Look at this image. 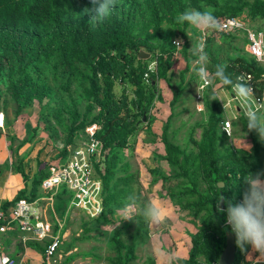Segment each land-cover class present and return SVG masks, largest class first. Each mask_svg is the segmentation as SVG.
<instances>
[{
	"label": "trees",
	"instance_id": "obj_1",
	"mask_svg": "<svg viewBox=\"0 0 264 264\" xmlns=\"http://www.w3.org/2000/svg\"><path fill=\"white\" fill-rule=\"evenodd\" d=\"M204 3L215 8L214 15L218 22L229 17L241 18L244 13L252 21H264V0H223L222 5L212 0H191L192 7L200 11L204 10ZM89 4V0H0V76L7 62L16 58L18 63L13 62L8 68V83L17 111L34 100L42 104L50 92V86L40 78L35 80L31 75L30 63L25 56L28 54L26 46L34 47L39 44L42 35L50 30L58 31L60 42L53 51L55 73L52 78L55 85L70 99L69 122L61 118V112L57 111L55 116L66 134L68 144L75 143L77 131L91 124L98 126L95 137L102 143V151L100 159L94 163V170L103 187V215L100 218L109 221L108 215L126 200L118 198L123 193L119 186L130 184L133 178L124 154L129 147L128 139L136 130V115L131 114L130 107L141 109L143 81L146 77L152 87L156 78L167 77L173 63L175 35L163 43V8L158 6L151 8L152 27L144 23L127 22L111 28H96L90 34L68 30L62 22L64 17L73 16L79 7ZM212 31L219 38L234 39L233 35L221 34L217 29ZM177 33L184 35L181 29ZM212 41V35H208L203 42L204 51L209 57V72L214 73L217 65H225V74L234 83L242 81L249 84L254 89L255 100L261 101L264 94L263 65L252 56L231 58L223 55ZM141 51L155 54L156 73L149 72L142 60L138 59ZM110 52H115L116 56H110ZM182 55L187 62L183 74L188 70L189 62L186 44L182 48ZM75 79L78 84L76 90H73L71 85ZM117 82L122 85L121 95L114 92ZM127 83L133 86L134 100L129 99L124 91ZM214 85L220 90L232 91L231 86H223L218 80L214 81ZM77 97L86 100L83 114L79 111ZM96 106L99 111L89 117ZM222 122L221 112L215 105H211L197 144L198 153L194 158L188 153L183 154L178 146L169 142L166 127L163 131L161 141L165 146L167 162L177 171L173 176H161L162 185L172 180L184 183L172 187L169 198H175V205L181 210L192 211L190 220L198 223L197 231L189 235V256L186 260H178V264H217L225 247L226 234L230 232L225 227V214L219 212L218 204L223 198L225 201H241L247 187L241 178L250 172L264 170V145L251 134V152L236 150L230 143L227 144V137L221 132ZM181 155L183 163L179 160ZM47 175L36 181V185H40ZM198 179H201L204 189L199 188ZM219 183L223 184L221 188ZM64 193L61 190L58 198L61 199ZM22 196L19 193L13 202L5 203L2 207L8 208ZM32 196L31 199H34ZM115 247L114 264H128L134 246L122 254L124 245L116 238ZM243 253L237 248L235 264L242 260Z\"/></svg>",
	"mask_w": 264,
	"mask_h": 264
},
{
	"label": "rangeland",
	"instance_id": "obj_2",
	"mask_svg": "<svg viewBox=\"0 0 264 264\" xmlns=\"http://www.w3.org/2000/svg\"><path fill=\"white\" fill-rule=\"evenodd\" d=\"M212 1L220 5L223 4V0ZM204 5V10L206 8L215 10L212 6L205 3ZM157 6L163 8L161 17L163 43L168 42L175 35L173 63L167 72V77L165 79L156 78L153 87L151 81L147 77L145 78L143 101L140 103L141 109L136 110L132 106L130 107L131 114L136 115V130L129 137V147L124 151V154L130 165L129 173L133 178L130 184L119 186L123 193L118 198L126 199L131 196L137 200L141 208L148 202L168 201L179 208L177 209L181 216L179 222H185L188 228L193 226V230L197 231L198 223L190 220L193 212L181 210L178 205H175V198H169L171 188L176 184L184 183L172 180L167 185H162L161 176H173L177 169L167 162V154L161 138L166 127L169 142L178 146L183 154L188 153L194 158L198 153L197 144L201 138L202 126L208 120L211 105L218 108L223 121L231 122L235 136L243 135L248 138L246 120L241 121V118L233 119L231 117L235 108H241L242 112H246V108L239 104L232 91L220 90L216 85H212L204 89L203 92L197 93L199 81L193 68L196 67L194 61L198 58L199 53L191 51L198 42H204L206 36L212 35V44L219 47L221 54L229 55L231 58L250 57L244 33L233 35L234 39L228 40L219 38L212 30L201 32L187 22L178 23L176 18L179 15L185 11L196 10L192 7L191 0H116V4L111 8L108 16L99 21L91 19L94 12L85 11V9H92L93 5L89 4L79 7L71 17L66 15L62 22L68 30L82 34H90L96 28H111L116 24L127 22L144 23L152 27L151 8ZM240 20L244 21L247 28L261 31L264 34V21H252L245 13ZM178 29L183 30L184 35L177 33ZM57 36V30H50L40 37L38 45L26 46L28 54L25 56L30 63L31 75L35 80L40 78L50 86V92L42 104L34 100L31 104L23 106L21 111H17V105L10 95L8 83V68L13 62L18 63L16 58L7 62L0 76V113L4 116L3 126L0 127V156L5 162L11 163L13 171L22 178L21 180L25 184L24 188L30 186L38 188L36 181L42 179L51 167L62 164L67 159L71 148L78 141L87 138L85 129L79 130L75 133V143L68 144L66 134L59 126L55 116L57 111L61 112V118L69 122L70 99L61 88L55 85L52 78L55 73L53 51L60 42ZM178 39L179 42H177ZM185 44L189 62L188 70L182 74L187 65L186 59L182 55V48ZM144 53L148 54V57L142 60V64L146 65L147 70L152 74L156 73L155 54ZM109 55L116 56V53L110 52ZM31 56L33 57L30 58ZM77 84L78 81L75 79L71 89L76 90ZM124 91L128 94L129 99H135L131 84H125ZM114 92L117 95H121L123 92L122 85L118 82L115 83ZM152 93H154L153 97H151ZM175 93L177 94L173 103ZM232 96L235 99L232 100ZM77 99L80 103L79 111L83 114L86 109V100H81L78 97ZM199 104L202 111H198ZM263 109L262 104L260 110ZM98 111L99 107L96 106L89 117ZM253 133L256 140L259 139L257 133L255 131ZM235 136L227 138V144H232ZM40 158L43 161H40ZM182 158L181 155L179 158L181 162ZM198 185L200 189L205 187L201 179H198ZM66 204L63 197L57 202V216L59 219L62 218V221L58 220L62 227L58 228L57 221L53 226L55 233L60 231L61 246L66 249V253L69 252V255L65 256L64 253L60 258L56 254L51 261L52 264H114L116 238L124 245L121 250L122 254L127 251V248L134 246L132 257L133 255L136 257L135 251L140 248L138 264H155L151 257L148 262L144 260V256H148L145 246L147 223L149 222L143 216L138 215L135 222L120 221L116 217H112L114 221L109 223L101 218L89 221L70 205V210L66 215ZM81 223L89 226L94 240L80 241L81 236L85 234ZM86 253L88 256L84 255ZM128 264L137 263L132 258Z\"/></svg>",
	"mask_w": 264,
	"mask_h": 264
},
{
	"label": "built area",
	"instance_id": "obj_3",
	"mask_svg": "<svg viewBox=\"0 0 264 264\" xmlns=\"http://www.w3.org/2000/svg\"><path fill=\"white\" fill-rule=\"evenodd\" d=\"M217 31L225 35L244 33L248 52L258 62H264V34L247 28L243 20L229 17L218 22ZM175 43V42H173ZM254 110L261 108L260 101L253 103ZM198 111L202 107L198 105ZM4 116L0 113V127L3 126ZM87 138L78 141L72 148L67 159L58 166L49 169L48 175L40 184L42 194L34 199H20L4 209L0 205V235L16 228L20 233L28 235L32 240L43 241L49 239L44 250V261L50 263L62 244L60 231L52 233V224L44 214L49 210L53 213L56 196L61 190L70 194V207L79 210L90 220L99 219L103 215L102 182L94 170V163L98 162L102 151V143L95 137L98 126L92 124L84 128ZM226 129L231 130V136ZM221 132L232 137L230 121L221 123ZM57 226L61 229L58 220ZM0 264H15V261L4 254L0 247ZM237 264H246L243 261Z\"/></svg>",
	"mask_w": 264,
	"mask_h": 264
},
{
	"label": "clouds",
	"instance_id": "obj_4",
	"mask_svg": "<svg viewBox=\"0 0 264 264\" xmlns=\"http://www.w3.org/2000/svg\"><path fill=\"white\" fill-rule=\"evenodd\" d=\"M93 5V20H102L106 18L112 7L115 6L116 0H89ZM178 23L187 22L201 32L216 30L218 21L214 15V9L206 8L203 11L189 10L176 18ZM179 42V39L178 41ZM205 44L198 42L192 49V53L198 52V58L194 61L196 67L193 71L198 77L197 93L203 92L204 89L212 86L214 81L218 80L223 86H231L241 106L246 108L247 129L255 131L261 142H264V114L257 115L256 110L252 108L255 92L254 89L244 82H236L225 74V65H217L214 73L208 70L209 57L204 51ZM231 136V130L226 129ZM247 144V143H246ZM252 146L247 144L246 151L251 152ZM247 185L243 192L242 200L234 202L233 200L225 201L224 198L218 204L219 212L225 214V227L230 229L234 235V242L237 248L246 252L248 246L253 253L264 256V170L257 171L241 178ZM115 215L120 221H134L138 215L151 224H161L165 220L163 209L152 202H148L141 208L136 199L128 196L125 202L115 210Z\"/></svg>",
	"mask_w": 264,
	"mask_h": 264
},
{
	"label": "crops",
	"instance_id": "obj_5",
	"mask_svg": "<svg viewBox=\"0 0 264 264\" xmlns=\"http://www.w3.org/2000/svg\"><path fill=\"white\" fill-rule=\"evenodd\" d=\"M246 58V57H245ZM264 67V62L261 63ZM235 99L232 96V100ZM255 102V98H254ZM253 102V103H254ZM264 106V94L263 98L260 101V105ZM261 109V108H260ZM257 110V115L260 116L264 114L263 110ZM241 108H235V112L231 114L233 119L241 118L240 120H246L245 123L247 124L246 112H242ZM248 138L246 136H235L232 133V136H235L232 142V146L236 150L246 151L247 144L252 146V135L254 136L253 131H249L248 129ZM259 141V139H257ZM249 142V143H248ZM261 145H264V142L259 141ZM247 143V144H246ZM264 147V146H263ZM262 147V148H263ZM247 152V151H246ZM40 161H43L40 158ZM47 161V160H46ZM22 178L17 175L11 166V163H8L5 160H2L0 156V205L3 206L5 203L13 202L19 193H22L21 199H31L40 196L42 194V190L40 185L37 187L30 186L29 188H24V183ZM26 189V190H25ZM38 189V190H36ZM65 198L66 201V210L65 214L67 215L70 208V200L71 196L68 193H64V195L60 196ZM60 199L58 196L55 198L52 213L50 210L44 214L45 219L52 224V233H55V229L53 224H55L56 220H60L62 218H58L57 216V202ZM17 202V201H16ZM14 202V203H16ZM11 203L9 206L13 205ZM157 205H159L165 214V220L161 224H151L147 223V240H146V253L148 256H144V260L148 262L149 257L155 262V264H178V260H186L189 256V250L191 248V240L189 235L195 233L196 231L193 230V226L188 228L187 223L179 222L180 220V211L177 210L179 208L175 207L173 204H170L168 201L160 202L156 201ZM74 210V209H73ZM82 214L84 218H87L82 212L79 210H75ZM74 212V211H73ZM112 217H116L115 211L108 215L109 221H105L109 223L114 221ZM89 221V218H87ZM84 235L81 236L80 241L87 242L90 240H94V236L91 234V229L89 226L84 224H80ZM49 239H45L43 241H35L32 240L30 236L24 235L20 233L16 228L8 231L7 233L0 235V247L6 256L13 259L15 264H52V259L50 263H46L44 261L43 251L45 250V245L48 243ZM140 248L135 251L136 257L133 255V261L138 264L140 253ZM65 253V256L69 255V252L66 253V249H59L56 254L62 257V254ZM55 254V255H56ZM60 254V255H59ZM88 256V253L84 254ZM246 264H264V256H260L258 253H253L251 251V247L248 246V250L243 253L242 260Z\"/></svg>",
	"mask_w": 264,
	"mask_h": 264
},
{
	"label": "water",
	"instance_id": "obj_6",
	"mask_svg": "<svg viewBox=\"0 0 264 264\" xmlns=\"http://www.w3.org/2000/svg\"><path fill=\"white\" fill-rule=\"evenodd\" d=\"M147 57L148 54L143 51L138 54L139 60L146 59ZM222 186L223 184L219 183V187L221 188ZM236 253L237 247L234 242V235H232L231 232H228L225 237V247L221 252L217 264H235Z\"/></svg>",
	"mask_w": 264,
	"mask_h": 264
}]
</instances>
